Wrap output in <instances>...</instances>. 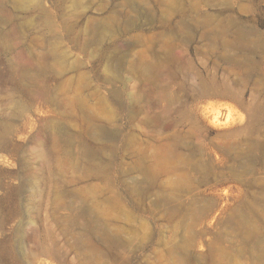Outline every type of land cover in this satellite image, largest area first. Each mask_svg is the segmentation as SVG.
I'll list each match as a JSON object with an SVG mask.
<instances>
[{
	"label": "rangeland",
	"instance_id": "rangeland-1",
	"mask_svg": "<svg viewBox=\"0 0 264 264\" xmlns=\"http://www.w3.org/2000/svg\"><path fill=\"white\" fill-rule=\"evenodd\" d=\"M0 264H264V0H0Z\"/></svg>",
	"mask_w": 264,
	"mask_h": 264
}]
</instances>
